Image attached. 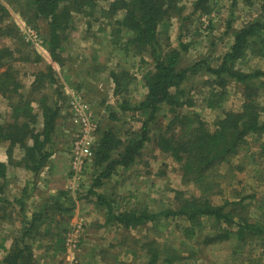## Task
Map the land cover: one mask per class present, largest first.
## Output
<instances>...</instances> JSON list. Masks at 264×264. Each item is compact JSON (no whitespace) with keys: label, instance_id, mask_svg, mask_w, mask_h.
I'll list each match as a JSON object with an SVG mask.
<instances>
[{"label":"trees","instance_id":"1","mask_svg":"<svg viewBox=\"0 0 264 264\" xmlns=\"http://www.w3.org/2000/svg\"><path fill=\"white\" fill-rule=\"evenodd\" d=\"M7 1L12 7L19 5L23 12L29 11L31 16L28 21L38 31L41 32L37 22H45V32L41 34L42 48L48 50L51 62L36 72L31 85L34 94L47 84L59 82L53 63L59 66L65 63L63 53L68 50L66 35L72 27L74 12L91 19L94 12L99 11L101 17L109 20L107 26H112L110 39L113 44L118 42L123 49H134L135 54L144 53L150 59V67L140 70L146 91L136 102L132 101L131 95V86L136 81L134 72L120 61L109 71L114 83L115 103L108 104L104 111L109 113V119H136L140 127L122 131L119 125L103 126L99 120L90 162L92 180L86 194L88 197L93 195L99 205L105 206V223L116 220L119 227L129 229L160 216L181 217L189 222L183 231L191 239L203 227V219L211 218L216 228L214 236L206 243L231 238L241 242L248 237L264 239V221H252L246 213L241 212V208L246 206L245 200L254 198L255 193L239 198L225 196L222 203L213 202V196L226 190L231 181H242L237 178V173L246 169L248 162L244 163L243 159H249L250 164L255 163L252 144L258 146L256 155H264V100H261L264 99V69L243 68L250 57L264 58V0H255L257 12L252 19L238 26V17L234 13L226 19L224 34L232 39L217 59L200 55L193 61L184 60L191 41L182 39L174 46L169 42L162 45L159 39L160 25L183 13L180 0H18V4L17 0ZM231 6H236V0ZM6 9L0 1V21L7 13ZM192 10V14L198 11L210 14L214 6L212 0H193ZM88 24L91 22L88 21ZM4 27L10 31L9 24ZM4 27L0 25L1 32ZM208 27H214L213 21L210 20ZM121 30L126 31V38L120 36ZM215 45L216 42H211L210 47ZM9 50L8 46L0 48V66H5L8 55L11 57ZM40 55L38 51L36 60L44 59ZM195 78H199L205 89L202 92L205 106L218 112L212 127L207 125L198 111L184 110L195 104L193 96L189 94ZM231 86L242 94V102L237 109L224 107ZM22 87L24 84L19 71L11 64L0 72V94L7 101L5 115L0 118V146L6 147L8 155V162L0 157V217H5L3 210H9L14 218L12 222L17 220L23 225L8 248L1 245L3 255L0 264H38L34 244L28 237L39 228L43 212L32 214L31 218L27 216V195L35 187L36 176L56 152L55 133L58 119L63 116L64 104L60 99L67 100L62 85L56 89L57 97L43 94L36 98L33 94L32 98H28L22 92ZM68 114L70 116V112ZM147 144H153L154 149L174 159L181 168L184 180L195 184L200 194L186 197L178 191L177 204L158 212H148L146 208L117 210L110 197L112 193L109 194L105 188L107 180L117 174L118 169L127 170L140 164ZM16 149L21 151V157H14ZM11 166L23 168L28 173L27 185L15 197L11 194L8 176ZM231 188V192L236 191L234 186ZM70 192L67 190L63 194L68 196ZM73 207L64 210L71 211ZM65 237L60 235L56 244L62 252L67 250ZM152 243L148 242V247L142 246L149 253V263L155 264L160 258L171 263L176 253L167 250L161 252L151 247ZM254 264H264V249Z\"/></svg>","mask_w":264,"mask_h":264},{"label":"rangeland","instance_id":"2","mask_svg":"<svg viewBox=\"0 0 264 264\" xmlns=\"http://www.w3.org/2000/svg\"><path fill=\"white\" fill-rule=\"evenodd\" d=\"M0 1L8 9H6L7 13L4 14L0 25L4 27V25L9 24L11 26L10 31L5 27L2 32L0 31V48L8 46L12 53L11 57L7 56L5 66H0V72L11 64V67L19 71L20 80L24 84L22 92L28 98H32L34 93L31 91V85L35 74L51 62L50 55L48 50L42 48V44H34L32 41L26 40L25 29L28 26L32 27L28 21L31 13L27 10L23 12L19 5L10 6L7 0ZM192 1L180 0V4L184 7L183 13L181 12L182 14L180 13L181 15L178 17H171L167 22L164 21L158 28L162 45L169 42L176 46L182 39L191 41L190 49L184 58L186 61L196 60L200 55H210L217 59L225 48H228L232 39L229 35L224 34L226 19L234 13V16L238 17L236 21L238 26L244 21L252 19L257 12L255 0H236L235 7L231 6L233 0H212L214 10L210 14H201L199 11L192 14ZM250 1L253 3L251 4ZM16 3L18 4V0ZM73 15L75 18L72 19V27L66 35L68 50L63 53L65 63L63 66L53 63L59 82L52 85L47 84L40 91L38 90L34 96L37 98L47 94L57 97L56 89L60 85L65 90L67 88L77 89L85 95L86 100L92 105L97 119L101 120L100 124L102 123L103 126L119 125L122 131L137 130L140 123L136 119L123 117L117 121L109 119V113L104 111V107L107 109L108 104L114 105L115 103L114 83L109 77V71L117 66L116 64L120 61L129 71L134 72L136 81L131 86V95H133L132 101L136 102L146 91L142 85L140 70L150 67V59L144 53L135 54L134 49L130 51L123 49V45L118 42L113 44L110 39L112 26H107L106 22L109 20L101 17L99 11H95L94 16L90 17L91 19L77 12H74ZM205 15H207V20L204 19ZM210 20L213 21V28L208 27ZM39 21L37 24L40 25L41 32L34 27L33 29L42 39L45 32V22ZM88 21L91 24H88ZM120 36L126 38V31L121 30ZM211 42H216L213 48L210 47ZM38 51L42 54L40 55L41 58H44L39 61L36 60ZM246 63L243 68L261 67L264 69V58L250 57L249 62ZM78 85L81 86L80 89L77 88ZM192 85L189 94L193 96L195 104L190 108L185 107L184 110L198 111L207 125L212 127L218 112L207 108L202 101V92L205 89H203L199 78L193 79ZM231 87L229 96L224 101V107L237 109L242 102V94L236 87ZM64 95L66 96V93ZM60 100L64 103L63 116L58 119V129L55 133L57 149L54 155L65 154L64 152L70 153L73 133L76 128L68 114L70 110H68L67 100ZM34 105L38 109L35 102ZM5 110H7V101L0 94V118L5 115ZM2 147L0 146V154L3 158L7 153L4 152L6 147ZM257 151H259L258 146L252 144L251 152L255 154V163L250 164L249 159H243L244 163L248 162L246 169L244 172L237 173V178L242 181L238 183L235 180L231 181L228 187H225L226 190L213 196V202L222 203L225 196L239 198L255 193L254 198L245 200V207L239 208L252 221L256 219L264 221V155H256L255 152ZM14 157H21V151L16 149ZM142 159L140 164L135 167L127 170L118 169L119 172L107 180L105 188L109 194L112 193L110 197L113 199L112 203L117 210L134 208L143 210L146 208L148 212H158L177 204L176 193L178 191L183 192L186 197L200 194L195 184L184 180L179 164L170 156L154 149L153 144H147ZM90 164L83 173L77 192L72 190L71 183L73 180L70 165L66 187L71 192L67 196L68 198L65 197V207H74L71 211H57L54 212L55 215H52L59 217L58 220L61 219L63 229L62 227L59 228L58 234L64 237L68 232L73 231L74 225L80 224L76 238L77 246L71 251H68L67 246V252L71 253L69 258L71 257L72 262L67 258L68 260L65 259L62 264H150L149 253L142 249V246L148 247L146 245L148 242H153L151 247L154 246L159 251L167 250L176 253L171 263H166L163 261L164 258H160L155 264H240L241 262L254 264L261 257L262 249H264L263 238L248 237L243 242L231 238L229 240H212L206 243V240L208 241L210 237L214 236V229L216 228L214 220L211 218L203 219V227L191 239L183 231L189 222L181 217L165 218L160 216L129 229L119 227L116 220H112L108 224L105 223L107 215L105 206L99 205L93 195L88 197L86 194L92 180ZM17 174L16 171L14 176L17 177ZM46 183L47 181L43 184L44 187L47 186ZM10 185L13 197L20 194L22 189L20 190V186H17L18 184L14 179L13 181L10 180ZM232 186L236 188V191H230ZM59 199L64 200L62 197ZM2 213L5 217H0L3 219V221L0 220L1 243L5 241L4 236L8 233L5 230L13 231L10 226L15 222L18 225L20 222L17 220L12 222L14 218L11 211L6 210L5 212L3 210ZM52 216H50L51 219ZM43 223H47V218ZM2 255L3 251L0 247V257Z\"/></svg>","mask_w":264,"mask_h":264},{"label":"crops","instance_id":"3","mask_svg":"<svg viewBox=\"0 0 264 264\" xmlns=\"http://www.w3.org/2000/svg\"><path fill=\"white\" fill-rule=\"evenodd\" d=\"M4 152L6 153V151ZM64 153L65 154L59 153V155L53 154L51 156L48 165L41 169L39 175L36 176L37 180L34 189L27 195V216L31 218L32 214L43 212L42 219L39 222V228L32 232L30 234L31 236L28 237L34 244V256L38 260V264H62V261L65 259L70 260L71 258H69L71 253L67 252V250L62 252L56 247L57 240L60 237L58 229L62 227V224L61 219L58 220L59 217L52 216L55 215L54 212H62L67 208L65 207L67 196L63 193L68 190L66 187V181L70 171V153ZM1 156L2 154H0V157ZM1 160L8 162V155L6 154L3 158L1 157ZM16 171L18 172L17 177L14 176ZM8 176L9 178L11 177V181L14 179L18 184L17 186H20V190L27 185L28 173L23 168L11 166L8 171ZM42 178L45 179L42 180ZM46 181L47 186L44 187L43 184ZM20 194L17 195L19 196ZM60 197L64 200H60ZM50 216L55 219H51ZM46 218L47 223H43ZM10 228H13V231L10 232L5 230V232L8 233L4 236L5 241L3 243L0 242V247L1 245H4L8 248L12 243L13 236L18 232V229H22V225L20 222L16 225L15 222ZM70 261L72 262V260Z\"/></svg>","mask_w":264,"mask_h":264},{"label":"built area","instance_id":"4","mask_svg":"<svg viewBox=\"0 0 264 264\" xmlns=\"http://www.w3.org/2000/svg\"><path fill=\"white\" fill-rule=\"evenodd\" d=\"M206 18L207 15L204 16V19ZM25 34L26 40H30L34 44H42L43 40L38 36L33 27L28 26L25 29ZM66 98L71 122L76 127L70 149V165L73 180L71 183L72 190L77 192L83 173L93 159V146L96 143L99 120L92 109V105L79 90L67 88ZM72 230L65 237L66 245L69 248L68 251L77 246L76 238L77 232L80 230V224L74 225Z\"/></svg>","mask_w":264,"mask_h":264}]
</instances>
